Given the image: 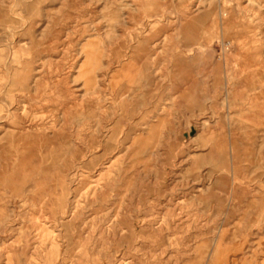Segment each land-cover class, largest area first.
<instances>
[{
	"label": "rangeland",
	"instance_id": "374dc122",
	"mask_svg": "<svg viewBox=\"0 0 264 264\" xmlns=\"http://www.w3.org/2000/svg\"><path fill=\"white\" fill-rule=\"evenodd\" d=\"M0 264H264V0H0Z\"/></svg>",
	"mask_w": 264,
	"mask_h": 264
}]
</instances>
